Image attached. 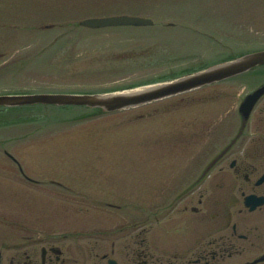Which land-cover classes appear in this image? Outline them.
<instances>
[{"label":"rangeland","instance_id":"rangeland-1","mask_svg":"<svg viewBox=\"0 0 264 264\" xmlns=\"http://www.w3.org/2000/svg\"><path fill=\"white\" fill-rule=\"evenodd\" d=\"M114 14L155 24L79 28ZM262 48L264 0H0V95L113 90ZM243 85L229 81L104 116L79 106L1 109L0 247L120 218L93 204L180 183L206 146V138L193 141L200 130L222 127L227 115L229 128L238 122Z\"/></svg>","mask_w":264,"mask_h":264},{"label":"flooded vegetation","instance_id":"flooded-vegetation-1","mask_svg":"<svg viewBox=\"0 0 264 264\" xmlns=\"http://www.w3.org/2000/svg\"><path fill=\"white\" fill-rule=\"evenodd\" d=\"M255 70L251 93H261L248 121L200 130L208 148L195 178L155 193L156 202L137 193L93 204L120 218L18 236L2 264H264V66Z\"/></svg>","mask_w":264,"mask_h":264},{"label":"water","instance_id":"water-1","mask_svg":"<svg viewBox=\"0 0 264 264\" xmlns=\"http://www.w3.org/2000/svg\"><path fill=\"white\" fill-rule=\"evenodd\" d=\"M87 28L115 26H150L153 20L128 15L89 18L81 21ZM264 65V50L242 55L234 60L211 66L205 70L182 76L170 82L137 88L98 93H35L0 95V107L14 108L32 105L82 106L99 112H114L139 107L170 96L184 93L206 84L235 77L250 69ZM259 93L249 95L240 107L246 120L251 111V99L256 101Z\"/></svg>","mask_w":264,"mask_h":264}]
</instances>
